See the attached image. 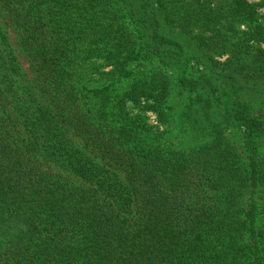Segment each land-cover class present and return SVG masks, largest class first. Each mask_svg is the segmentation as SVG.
I'll use <instances>...</instances> for the list:
<instances>
[{
    "label": "trees",
    "instance_id": "obj_1",
    "mask_svg": "<svg viewBox=\"0 0 264 264\" xmlns=\"http://www.w3.org/2000/svg\"><path fill=\"white\" fill-rule=\"evenodd\" d=\"M0 2L35 67L0 27V264H264V113L235 79L264 81V2L200 4L179 26L161 0ZM91 60L109 78L90 85ZM153 60L199 74L179 85L206 103L202 145H169L171 77L138 69Z\"/></svg>",
    "mask_w": 264,
    "mask_h": 264
},
{
    "label": "rangeland",
    "instance_id": "obj_2",
    "mask_svg": "<svg viewBox=\"0 0 264 264\" xmlns=\"http://www.w3.org/2000/svg\"><path fill=\"white\" fill-rule=\"evenodd\" d=\"M112 1V0H111ZM163 5L165 4L169 13L171 14V19L173 21L174 26H179V24H185V20L183 16H186L187 9H192L198 7L202 4L203 11H209L210 9L216 8H229L232 0H161ZM248 3H262L264 0H246ZM1 4V2H0ZM116 7L109 9V15L112 16V22L117 26L124 25V27H128L129 30H132V26L128 19H126L125 10L118 9L119 3L114 4ZM118 7V8H117ZM258 14L259 18L262 20L264 18V3L258 5ZM248 17V16H247ZM246 19V18H245ZM264 20V19H263ZM188 27L192 29L194 33H200L201 27H198L197 23L192 24L194 21L192 19H188ZM239 30L241 31H249V19L243 20L239 23ZM0 27L7 31L8 36L10 37V41L12 43L13 48L15 49V53L21 63L24 72L28 74L29 77H33L35 75V67L31 62V59L28 57L27 53L21 48L20 39L18 33L15 31V28L10 24L8 17H3L2 10L0 7ZM206 26H202L204 29ZM202 35L209 37L211 32L209 30H202ZM257 47H261L264 49V41L257 45ZM215 53V52H214ZM229 52H221L215 53L216 60L221 63H225L229 58ZM91 65L94 67L88 68L86 70L87 74H94V77L90 78V85H95L105 78H109L107 76L101 75V73H106L110 71L111 66H102V60H91ZM224 67V66H223ZM226 68V67H224ZM138 69L141 71H162L164 74L169 75L172 80V93L169 97V124L166 125L168 127V133H165V138L169 141V145L171 147H186L193 148L199 145H202L204 142L203 132H204V112H205V101L202 100L196 101V95L192 92L183 90L179 85V79L182 75H195L194 72L199 75L196 71L189 73H184L174 67L167 66L161 64L155 60L146 61L142 63ZM235 79L238 88V94L240 95V99L243 102L252 106L253 112L257 115L260 113H264V81L259 82L258 84H251L253 89L249 92V77L246 74H235ZM204 98L205 96H200ZM206 98V97H205ZM196 101V102H194ZM131 108L132 114H138V108ZM218 106L215 108V112L218 111ZM145 121L153 125L155 128L158 127L160 132L167 128L158 121L156 114L153 111H148L145 114ZM236 131L230 129L229 135L232 141L240 144V135L235 133Z\"/></svg>",
    "mask_w": 264,
    "mask_h": 264
}]
</instances>
